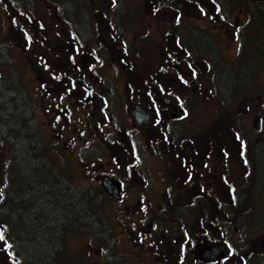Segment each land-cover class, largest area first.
<instances>
[{
    "label": "rangeland",
    "instance_id": "1",
    "mask_svg": "<svg viewBox=\"0 0 264 264\" xmlns=\"http://www.w3.org/2000/svg\"><path fill=\"white\" fill-rule=\"evenodd\" d=\"M213 1L214 4L208 0H167V2L174 3L170 6L171 8L175 7L179 11L180 25L174 31L170 21H165L159 16L160 11L151 13L153 8L161 7L162 0H0V46L8 55L7 58L13 68L20 74L22 83L35 104L36 120L48 142H46L49 147L47 157L57 165L62 174L76 185L99 187L101 177L108 170L106 162L109 157L106 158L104 146L96 138L93 140L89 136L91 133L95 134L92 131L94 127L100 125V122L96 116L95 119L91 118L92 116L88 119L86 115L90 114L91 109L88 108L84 112V108L80 104L81 78L70 77L67 79L65 77V81L60 83L64 73L67 70L75 72L74 68H68V64L65 62L53 60L52 55V58H47L48 61H44V63L23 53L22 49L26 44L23 42L21 31L27 37L28 34L33 35L32 30L34 29L36 40L34 35L33 40L37 44H43L44 40L40 37L46 31L51 32L52 35L60 36L61 27L68 32H71L69 29L72 27L79 32L90 34L91 24L95 25L98 21V27L100 31H104V34L111 33L110 30L106 31V27L112 25L114 28H111L117 31L116 34L120 35L119 37L125 39L130 50L128 53L123 48L119 38L105 36L111 39V44L105 48L106 57L98 72L100 75L99 84L102 88L97 85V91L99 97L104 94L113 100V114L117 119L113 129H116L120 124L122 127L129 125L128 128H132L130 110L134 104L143 105L145 101L144 96L142 98V95L135 94L134 91L125 93L126 82L128 78H131L129 75L140 73L143 76L151 75L153 77L160 70L162 71L161 62L166 61L164 51L171 54L176 53L177 49L170 46L173 43L170 35L176 32L183 41L182 47L188 45L192 54L195 55L192 59L197 63L195 67L199 68V79L202 81L205 79L206 85L211 83V85L208 84L211 93L202 91L197 98H194L192 91L189 94L187 104L190 105L191 117L195 126L204 127L208 122L220 121L224 130H232V127L241 130V134L249 146L248 159L251 170L253 172L256 167L252 152L258 149L260 150L258 172L259 176L264 177V44H259L262 41L260 38L264 30V0ZM113 2H118L117 5L120 3V6L113 8ZM196 2H199L205 11L197 9ZM58 4L63 11V16L69 17L70 20L59 17ZM215 4H218L220 8L219 18L214 14ZM252 6L259 9V21L261 22L259 26L256 25L251 14V10L254 9ZM81 15L83 20L78 19ZM97 15L100 17L97 18ZM91 18L94 20L92 21ZM151 22L152 26H150ZM194 31L205 34L209 41L197 44L198 38L192 34ZM53 41L51 40V44ZM210 41L213 43L214 51ZM199 42L201 41L199 40ZM165 43L166 50L162 49ZM258 44L262 48L261 51L258 50ZM181 45L180 48H182ZM178 54L182 60L186 53L179 49ZM34 55L37 56V54ZM132 55L136 57L137 61L130 62L131 59L135 60ZM216 56L220 63L231 66L224 69V75L221 72V66L216 62ZM102 57H104L103 54ZM204 58L210 61V70L203 62ZM7 71L8 68L0 64V75ZM47 74L51 77H48ZM140 80L141 77H137L133 83L129 81V84L134 86ZM106 88H109L111 93H108ZM83 97L85 98L86 95L84 94ZM87 101L88 99H86ZM240 101L251 104L250 110L244 112L240 108ZM143 109L146 111L144 107ZM256 118H260V121H255ZM81 125L84 128L83 131L80 130ZM103 126L104 131L102 130ZM259 126L260 130L257 132ZM109 127V123L107 126L102 125L99 128L100 133H108ZM112 128L110 131H113ZM79 133L83 134V139H80ZM257 136L259 137L258 142L256 141ZM116 138L120 140L117 143H121L120 136L117 135ZM102 156V160H95ZM8 161L9 147L0 138V190ZM100 163L102 164L100 165ZM167 166L169 169L172 168L170 162ZM226 166V169L223 170L227 175L229 185L236 188H247L252 182L250 174L248 175L245 171L243 173V165L237 152L230 157ZM161 174H163L162 171L155 167L152 174L149 173V184H146L147 180L141 185V188L147 192L156 190L162 192L166 185L172 184V180L167 179L165 175L162 177ZM223 186L226 190L224 182ZM261 189L264 193V185ZM156 198L159 201L152 205L158 212L157 206L165 207V201L160 200L161 197ZM257 198L259 202L255 203V215L258 218L263 217L262 222H255L252 226V230L257 226V234H252L250 227L246 225L253 223L249 222L250 215H252L250 205L220 208V212L227 215V219L225 220L219 214L223 219L214 224L220 229L226 230L228 242L232 241L233 244L241 247L246 245V251H250L252 246L256 249V244L261 243L259 241L264 239V194ZM103 199L105 201L101 202L102 210L109 223H113V227L117 231V234L112 231L118 241L117 252L123 254L131 264L154 263L155 255L150 251L154 247L151 238H145L144 244L134 245L137 239L136 228L130 229L129 237V225L121 220H116L114 203L106 198ZM241 217L247 223H241ZM151 218L155 221L162 220L155 214H152ZM135 226L134 223L131 224V228ZM110 227L112 228L111 225ZM141 230L145 233L144 228ZM0 233L4 236V229L1 225ZM66 251L62 264L99 263L96 249L89 244L88 237L84 234L77 232L67 234ZM0 258L5 260L6 264H17L9 256L5 239L0 240ZM263 262L264 259L261 258L249 261V264H262ZM235 263L237 264V262Z\"/></svg>",
    "mask_w": 264,
    "mask_h": 264
},
{
    "label": "flooded vegetation",
    "instance_id": "2",
    "mask_svg": "<svg viewBox=\"0 0 264 264\" xmlns=\"http://www.w3.org/2000/svg\"><path fill=\"white\" fill-rule=\"evenodd\" d=\"M162 1L161 7L153 8L151 13L160 11L159 16L165 21L169 20L170 25H173L171 28L175 31L180 25L179 11L175 7H173L174 9L170 7L174 3L167 2V0ZM208 2L213 3L214 1L208 0ZM196 3L197 9L205 11L199 2ZM214 6V14L219 18L220 8L218 4ZM99 17L97 15V18ZM93 25L91 24L90 34L79 32L75 28H70L71 32H68L63 27L60 28V36L52 35L51 32L46 31L40 37L44 40L43 44L36 43L34 29L32 31L35 40H33V35L28 34L26 37L21 31L23 42L26 46L28 45V47L24 46L25 48L22 50L31 58L47 62V58L53 57L55 61L67 63L68 68H74L75 72L67 70L64 73L60 83L65 81V77L67 79L70 77L81 78L80 104L83 106L84 112L88 108L91 109L90 114L86 115L88 119L91 116L94 119L97 117L100 122V125L94 127L92 131L95 134L91 133L89 138H93V140L96 138L104 146L106 158L109 157V160L106 162L108 170L105 175L103 174V177L108 176L117 181L121 193L116 199L101 187V183L99 189L110 202L114 203L116 220H121L129 225V237L130 229L136 228L137 239L134 245L144 244L145 238H151L154 247L150 251L155 255L152 264H236L235 262L249 264V261L264 259V239L259 241L261 243L256 244V249L252 246L250 251H246V245L241 247L233 244L232 241L228 242L226 230L214 225L223 219L219 214L225 220L227 219V215L220 212V208L250 205L252 215H250L249 222L253 223L246 225L250 227L252 234H257V226L253 228L254 230H252V226L255 222H262L263 217L258 218L254 208L255 203L259 202L257 197L264 194L260 189L264 185V177L259 176L258 172L260 166V150L258 149L252 152L256 167L253 172L251 170L248 159L250 150L241 130L234 127L232 130H224L220 121L208 122L204 127L195 126L191 117L190 105L187 104L189 94L192 91L194 98H197L202 91L211 93V83L207 82L210 85H206L205 79L204 81L199 79V68L195 67L197 63L192 59L195 55L186 46L182 47L183 41L176 32L172 35L168 33L172 38L171 42H173L170 46L177 50L173 54L164 51L166 61L161 62L163 70L153 77L151 75L143 76L140 73L130 74L131 78H128L124 87L126 94L129 91H134L135 94L142 95V98L144 96L145 101L143 105H140L146 109V111L143 109V113L147 114V119L140 122L133 117L134 104L130 110L132 128H128L129 125L122 127L120 124L116 129H113L117 120L113 114V100L104 94L99 97L97 85L102 88L99 84L100 75L98 72L106 57L105 48L111 44V39L105 36L118 38L120 35L116 34L117 31L112 29L114 28L112 25V28L109 25L106 27V31L110 30L111 32L108 34L100 31L98 21ZM150 26H152V22ZM173 29L169 28L171 31ZM51 40H54L52 44ZM119 41L123 48L130 53L129 45L125 39L119 37ZM166 43L162 49L167 47ZM180 45L184 49L180 48ZM179 49L186 53L182 60L178 54ZM132 56L135 60L131 59L130 62L137 61L136 57ZM216 57V62L221 66V72L224 75V69L231 66L220 63L218 56ZM203 62L210 70V61L204 58ZM137 77H141V80L136 85L129 84V81L133 83ZM106 90L111 93L109 88ZM89 94L91 95L89 96ZM29 98L32 99L30 96ZM86 99H88L87 102ZM31 102L35 111V104L32 100ZM231 104L233 105V103ZM239 105L244 112L251 108V104H246L244 101H240ZM257 120L260 121V118L255 119V121ZM98 121L96 120V122ZM108 123L110 124L107 129L109 132L100 133L99 128L102 125L107 126ZM80 127V130L83 131V126ZM110 128L113 131H110ZM102 130L104 131V126ZM259 130L260 126L257 132ZM117 135L120 136L121 143H117V141L120 142L116 138ZM79 137L83 139V134L79 133ZM256 141H259V137ZM236 152L243 165V173L245 171L252 177V182L247 188H236L229 185L227 175L223 170L226 169V163L229 162L230 157L234 156ZM99 159L102 160L103 156L95 160ZM168 162L172 164L170 169L167 166ZM155 167L162 171V177L165 175L167 179H171L172 184L166 185L162 192L159 190L147 192L141 188V185L147 180L146 184H149V173L152 174ZM223 182L226 185V190H224ZM156 197H161L160 200L165 201V207L157 206L158 212L152 205L159 201ZM152 214L162 220H153ZM240 221L241 223L246 222L243 217L240 218ZM132 223L136 226L131 228ZM110 225L112 231L117 234L113 223ZM143 228L145 233L141 230ZM151 240H149L150 243ZM209 243L224 244L226 255L220 259H205L199 248Z\"/></svg>",
    "mask_w": 264,
    "mask_h": 264
},
{
    "label": "trees",
    "instance_id": "3",
    "mask_svg": "<svg viewBox=\"0 0 264 264\" xmlns=\"http://www.w3.org/2000/svg\"><path fill=\"white\" fill-rule=\"evenodd\" d=\"M117 3L115 8L120 6ZM60 8L58 4L59 17L70 20ZM252 8L259 26V9ZM79 18L83 20L82 15ZM192 34L198 38L197 44L209 41L203 33ZM260 40L259 44H264V30ZM7 57L0 46V64L8 68L0 75V138L9 147L0 190V225L11 260L17 264H62L66 236L77 232L86 235L96 249L98 264H131L117 252V237L101 205L106 195L99 187L76 185L47 157L48 142L20 74Z\"/></svg>",
    "mask_w": 264,
    "mask_h": 264
},
{
    "label": "water",
    "instance_id": "4",
    "mask_svg": "<svg viewBox=\"0 0 264 264\" xmlns=\"http://www.w3.org/2000/svg\"><path fill=\"white\" fill-rule=\"evenodd\" d=\"M143 112L144 110L140 105L138 104L134 105L132 115L140 122L147 119L148 117L147 114H144ZM101 184L108 194L115 197L116 199L119 198L121 193V188L117 181L113 180L110 177L105 176L103 177ZM199 249L201 255L204 254L203 256H205V259H211V260L220 259L226 255V248L221 243H209L207 245L200 247ZM0 264H5V261L1 258H0Z\"/></svg>",
    "mask_w": 264,
    "mask_h": 264
},
{
    "label": "snow or ice",
    "instance_id": "5",
    "mask_svg": "<svg viewBox=\"0 0 264 264\" xmlns=\"http://www.w3.org/2000/svg\"><path fill=\"white\" fill-rule=\"evenodd\" d=\"M15 22V21H14ZM185 115H187V113H185ZM57 119H59V117H57ZM239 138V137H238ZM245 163H247V161H245ZM4 239V236L2 233H0V240H3Z\"/></svg>",
    "mask_w": 264,
    "mask_h": 264
},
{
    "label": "bare ground",
    "instance_id": "6",
    "mask_svg": "<svg viewBox=\"0 0 264 264\" xmlns=\"http://www.w3.org/2000/svg\"><path fill=\"white\" fill-rule=\"evenodd\" d=\"M259 187H260V185H259ZM261 189V188H260Z\"/></svg>",
    "mask_w": 264,
    "mask_h": 264
}]
</instances>
